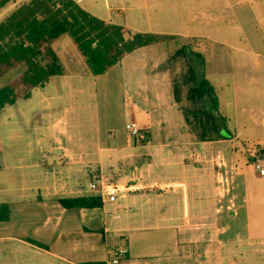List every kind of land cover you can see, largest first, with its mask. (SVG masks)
<instances>
[{
	"label": "crops",
	"instance_id": "1",
	"mask_svg": "<svg viewBox=\"0 0 264 264\" xmlns=\"http://www.w3.org/2000/svg\"><path fill=\"white\" fill-rule=\"evenodd\" d=\"M75 1L92 15L132 33L221 43L186 27L164 29V24L179 21L181 6L190 20L225 18L191 12L198 0H131L132 5L130 0H117L121 7L108 0ZM210 1L214 0L204 3ZM223 4L228 5L226 0ZM137 12L140 24L148 29L129 18ZM158 45L128 54L111 69L122 74L126 58L139 59L140 63L129 62L132 93L126 122H136L148 133L144 143L133 138L131 144L100 148L122 152L130 168L123 177L124 197L116 202L80 209L65 208L60 202L91 194L95 169L105 166L102 159L70 157L62 163L56 159L66 157L68 148L54 147L65 155L51 157L41 146L37 157L27 148L19 151L20 159L6 161L3 133L8 132L10 141L17 128L29 124L28 119L14 121L18 115L10 111L21 100H32L39 88L30 98L0 110V204L11 209V219L0 222V242L13 244V264H109L112 247L126 249L121 264H264V175L255 170V152L245 145L264 144V111L258 116L245 105L250 103L245 99L248 92L232 74L235 65L219 63L225 49H216L214 57L202 52L206 76L216 88L234 137L197 140L175 96L174 65L168 62L167 46L159 49ZM66 74L65 69L62 76ZM119 210L127 215L117 219ZM146 232L155 233L148 240L142 234Z\"/></svg>",
	"mask_w": 264,
	"mask_h": 264
},
{
	"label": "rangeland",
	"instance_id": "2",
	"mask_svg": "<svg viewBox=\"0 0 264 264\" xmlns=\"http://www.w3.org/2000/svg\"><path fill=\"white\" fill-rule=\"evenodd\" d=\"M29 0H15L5 9L0 11V22L4 20L13 10ZM105 1V0H96ZM112 6L121 7L117 0H108ZM140 0H135L139 3ZM181 1V0H180ZM179 1V2H180ZM228 5L218 0L204 3L198 0L191 7L194 13H210L218 17L225 18H190L186 17V10L181 6V18L172 24H164V29L179 31L180 27L190 28L192 31H201L211 36L221 43H214L208 39L200 38H180L171 39L159 44L157 48H165L169 51L168 62L174 65L173 81L176 85H183L181 97L186 98L188 87L184 85L188 70L187 60L183 57L176 60L173 55L183 45L203 53H209L214 57L216 49H225L220 64L235 66V79L245 84L250 101L248 109L253 107L259 116L264 111V0H226ZM131 0L129 1L130 5ZM182 2V1H181ZM124 3V2H123ZM205 5V6H204ZM126 7V4H124ZM128 14V13H127ZM122 18V17H121ZM129 18H133L140 24L141 16L134 13ZM218 20V21H217ZM141 25V24H140ZM144 29L149 26L142 25ZM53 49L59 54L65 69V76H56L51 79V83L45 88H39L34 93L32 100H21L10 112H15L18 117L14 121L22 123L28 119L29 124H22L14 133L13 139L8 141L7 131H5V148L7 150V162L17 158L20 159L19 151L23 149H33L35 157L40 147L46 149L51 157L65 155V152L54 150V147L68 148L67 156H60L58 162L65 163L70 157L89 159H102L104 167L95 169V175L103 176L106 181L117 183L124 188L123 177L129 173V167L123 162L122 152L116 153L114 150H100L105 145L123 146L131 144L134 139L130 137L126 130V120L129 111L131 80L129 79L130 61L140 63L138 58L128 57L124 60V73L119 74V70L114 69L104 76H93L85 62V58L78 50L74 40L65 35L52 44ZM225 47V48H224ZM227 52V53H226ZM226 54V55H225ZM233 59V61H231ZM244 65V66H243ZM23 68H18L11 73L0 78V88L13 83L20 76ZM231 78V74L228 75ZM65 77V78H64ZM68 80L64 82L63 80ZM218 88V87H217ZM235 90V88H233ZM234 99V92L231 93ZM222 97L223 94H221ZM248 143H245L247 146ZM253 144V147L251 146ZM262 142H251L250 149L253 148L255 155L259 153ZM145 152H143L144 154ZM41 154V151H40ZM140 156V155H139ZM113 159V163L108 162ZM257 160V157L253 161ZM15 161V160H14ZM16 163V162H14ZM90 170V166L87 168ZM255 170H257L255 168ZM63 171V168H61ZM259 173V171L257 170ZM89 174H92V172ZM123 198L124 195L120 194ZM119 196V197H120ZM111 204V203H109ZM122 204V201L120 202ZM108 207H111L110 205ZM127 213L119 210L117 219L125 217ZM155 232L142 233L146 238H152ZM12 243L0 242V264L12 263ZM263 256V254H262Z\"/></svg>",
	"mask_w": 264,
	"mask_h": 264
},
{
	"label": "trees",
	"instance_id": "3",
	"mask_svg": "<svg viewBox=\"0 0 264 264\" xmlns=\"http://www.w3.org/2000/svg\"><path fill=\"white\" fill-rule=\"evenodd\" d=\"M14 1L0 0V11ZM65 35L74 40L93 76L108 73L128 54L140 48L178 39L173 35L132 33L123 25L107 23L92 15L75 0H29L0 22V78L23 68L18 79L0 88V110L21 99L30 98L36 88H44L53 77L64 75V65L52 44ZM180 57L187 60L184 85L188 89L184 99L181 97L183 85L175 84V96L197 140L233 138L216 88L206 76L204 54L183 45L172 58L176 60ZM147 140L148 135L140 141L144 143ZM251 150L254 151L253 148ZM255 159L256 155H253ZM60 202L68 209L99 208L104 205L98 194L63 198ZM10 219V206L0 204V222Z\"/></svg>",
	"mask_w": 264,
	"mask_h": 264
},
{
	"label": "built area",
	"instance_id": "4",
	"mask_svg": "<svg viewBox=\"0 0 264 264\" xmlns=\"http://www.w3.org/2000/svg\"><path fill=\"white\" fill-rule=\"evenodd\" d=\"M126 130L128 135L136 140H144L148 135L147 129L132 121L126 123ZM260 146L261 148L256 156L255 168L260 174L264 175V144H260ZM89 191L91 194L100 195L105 204L116 202L120 194L126 192V188L122 189L119 184L106 181L103 176H95L89 184ZM126 253V249L122 247H112L109 250V264H121Z\"/></svg>",
	"mask_w": 264,
	"mask_h": 264
}]
</instances>
